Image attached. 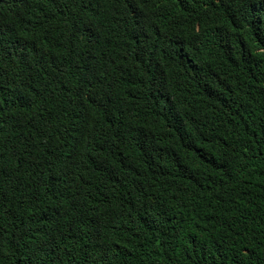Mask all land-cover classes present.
<instances>
[{
	"label": "trees",
	"instance_id": "obj_1",
	"mask_svg": "<svg viewBox=\"0 0 264 264\" xmlns=\"http://www.w3.org/2000/svg\"><path fill=\"white\" fill-rule=\"evenodd\" d=\"M216 1L0 0V264H264V82L213 103L189 71L204 37L183 40ZM139 49L175 78V119L189 91L213 103L202 139L132 143Z\"/></svg>",
	"mask_w": 264,
	"mask_h": 264
},
{
	"label": "clouds",
	"instance_id": "obj_2",
	"mask_svg": "<svg viewBox=\"0 0 264 264\" xmlns=\"http://www.w3.org/2000/svg\"><path fill=\"white\" fill-rule=\"evenodd\" d=\"M230 1H233L234 5H239V9L232 8L233 4H231L228 12L213 9L197 15L199 20L195 17L190 19L186 33L189 36L183 38V40H190L196 32H201L204 37L208 54L203 57L204 62H196L195 69L189 71L210 85L213 103L220 98L237 93L240 89L239 85L242 87L249 81H255L258 84L264 82V59L256 53L257 45L252 46L250 37V30L256 25H261L264 29V0ZM145 2L149 6H159L158 0H145ZM216 3L222 5L220 0ZM238 10L244 11L247 16L233 13ZM224 15L227 16L225 20ZM130 57L131 62L138 63L140 72V76L135 80V89L139 86L140 94L136 102L137 109L133 116L132 126L133 133L138 132L139 134L133 137L132 143H135L138 136L145 135L147 130L151 131L154 136L155 131L162 129L169 130L168 132L173 135H179L182 141L190 142V144L195 143L199 138L202 139L200 133H204L208 118L205 109L212 107L213 103L205 98H196L189 91L181 106L179 117L175 119L174 106L178 95L174 90L167 88V85L175 78L164 86H159L157 83L156 74L166 67L162 56L149 55L139 49L135 50ZM190 102L200 107L201 112L192 115L188 110ZM203 147L207 154L205 155L206 160H209L210 155L218 152V149L215 148V152L214 148L210 147L212 152L209 153L207 145ZM78 175H80L79 172H75L73 176H69V179L71 183L80 184L87 195L89 190L83 186L82 182L78 183ZM80 194H82L81 191Z\"/></svg>",
	"mask_w": 264,
	"mask_h": 264
}]
</instances>
